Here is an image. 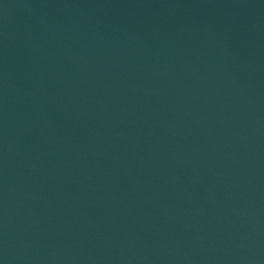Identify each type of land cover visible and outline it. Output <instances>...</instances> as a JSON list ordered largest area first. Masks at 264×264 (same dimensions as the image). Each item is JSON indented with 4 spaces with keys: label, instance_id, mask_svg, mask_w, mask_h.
Returning a JSON list of instances; mask_svg holds the SVG:
<instances>
[{
    "label": "water",
    "instance_id": "water-1",
    "mask_svg": "<svg viewBox=\"0 0 264 264\" xmlns=\"http://www.w3.org/2000/svg\"><path fill=\"white\" fill-rule=\"evenodd\" d=\"M0 264H264V0H0Z\"/></svg>",
    "mask_w": 264,
    "mask_h": 264
}]
</instances>
